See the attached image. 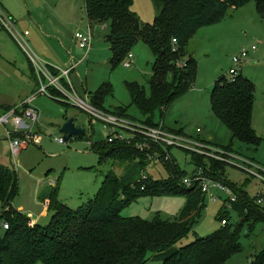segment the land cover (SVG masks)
Returning a JSON list of instances; mask_svg holds the SVG:
<instances>
[{
	"label": "rangeland",
	"instance_id": "rangeland-1",
	"mask_svg": "<svg viewBox=\"0 0 264 264\" xmlns=\"http://www.w3.org/2000/svg\"><path fill=\"white\" fill-rule=\"evenodd\" d=\"M7 1L15 7L17 13L28 12L25 0H22L23 3L21 0ZM32 2L34 5L37 4L34 0H29L30 8L33 7ZM48 2L50 7L55 8L57 15L42 4H37V7H43L36 14L42 23H45L43 20L45 17L52 19V23L58 28V39H49L48 42L39 43L37 46L32 44L29 38L32 53L47 64L50 63L47 60L58 63L63 71L76 65L77 67L70 74V79L78 97L87 104L93 106L95 93L108 85L112 88L113 95L106 98L104 108L110 113H116L119 108H124L131 123H145L151 116H145L139 107L133 104L127 83H138L144 87L148 97L151 95L149 82L153 77L156 61L151 49L144 43H138L131 52L135 58L133 66L125 68L121 63L116 67L112 63V45L106 37L109 29L101 26L93 27L90 24L84 0H48ZM132 11L144 25H153L159 14V9L152 0H134ZM58 15L61 17L60 20ZM19 28L23 32L27 29L29 33H34L31 24L26 25L25 28L21 24ZM89 28H92L94 33V42L92 50L87 55L79 47L75 35L78 32L86 33ZM46 31L56 33V30L48 28ZM253 47L257 50L252 51ZM243 51H248L249 57L236 67L233 58ZM190 56H193L197 62L195 86L172 103L165 112L161 109L157 110L153 116V123L155 125L163 123L172 131L183 129L192 140L210 141L214 147L225 149L229 154L238 157V160H232L237 164H242L243 159L250 160L253 164H255L253 159L260 161L262 155L264 156V136H262L264 134V21L260 18L255 3L250 2L243 8L232 11L217 24L199 29L190 38L181 64H184ZM33 68L31 60L0 24V103L9 104L10 101H18L23 97L28 100L36 94L39 80L38 76L35 77ZM233 68L256 85L253 128L263 140V144L257 150L240 142L232 145L230 131L212 111L211 92L222 77L231 79L230 72ZM15 81L24 86L31 84L35 92L29 93V90L24 89L21 91ZM20 102L13 104L15 105L13 107L19 106ZM31 106L39 113L35 132L42 137L41 144L29 146L15 158L11 155L8 142L1 140L6 153L0 157V167L14 170L18 174L20 192L13 204L15 209L22 211L32 222L46 227L51 222V215L47 211L46 204L41 200L42 193L59 188L61 201L76 210L95 198L110 171H114L119 176L124 175L126 171L125 166L122 168L112 161L100 165V158L95 152L94 145L107 142L112 131L105 130L103 124L93 119L87 112L50 96L37 97ZM2 113L4 112L0 110V114ZM70 119L74 120L76 127L87 131L85 139L74 137L60 144L58 141L65 138L61 126ZM198 129H201L202 133H198ZM121 134L126 140L131 138L128 132L122 131ZM231 145L233 149L228 150ZM171 154L182 170L189 174L194 172L195 167L190 162V152L172 149ZM225 164L229 167L223 174L220 172L216 176L233 183L240 189L243 188L248 197L254 198L261 189L259 182L235 166ZM254 170L256 171L255 168ZM147 176L161 182L169 179L168 171L161 160L150 165L139 178ZM217 191L212 189L210 195H206V209L202 218L176 248L189 246L198 238H207L223 227L219 217L224 210H227L228 197ZM212 196L217 199L212 200ZM185 206L186 199L182 195L144 196L125 208L122 217L152 221L159 214L163 220L174 221ZM261 208L264 209V204ZM228 211L232 223H238L236 211L231 208ZM3 233L4 231L0 230V235ZM240 244L243 248L242 252L233 255L229 264H251L264 252V222L245 225L241 232ZM148 259V264H163L151 254Z\"/></svg>",
	"mask_w": 264,
	"mask_h": 264
},
{
	"label": "trees",
	"instance_id": "trees-1",
	"mask_svg": "<svg viewBox=\"0 0 264 264\" xmlns=\"http://www.w3.org/2000/svg\"><path fill=\"white\" fill-rule=\"evenodd\" d=\"M84 1L90 24L109 29L106 37L112 45V63L116 67L124 64L140 42L153 52L156 61L149 82L151 95L148 97L138 83H127L133 104L145 116H151L144 123L149 126H158L153 123L157 110L165 112L195 86V58L190 56L181 64L192 35L202 27L223 21L250 2L255 3L264 21V0H152L159 9L153 25L142 24L132 11L134 0ZM109 95H113L112 88L103 86L95 93L93 106L108 112L104 104ZM255 103L256 85L242 74L234 82L226 77L216 82L211 92L212 111L230 131L232 145L240 142L255 150L262 145V138L253 128ZM111 114L129 119L124 108ZM175 132L186 136L183 129ZM232 145L227 149L232 150ZM94 148L100 165L112 161L125 166V174L110 171L95 198L76 210L61 201L59 188L42 193L41 200L48 201L51 215L46 227L32 224L29 217L15 209L13 204L20 192L18 174L0 167V208L10 226L0 235V264H148L150 254L163 264H229L232 256L243 250L240 238L245 225L264 222V209L255 197L251 199L243 188L216 176L226 171L227 164L190 152L195 169L205 168L210 178L235 192L238 201L232 209L239 221L232 223L230 212L224 210L219 220L226 221L225 226L178 249L176 246L194 230L206 209L202 191L188 190L183 185L190 174L172 157L171 161H162L169 174L167 181L151 176L140 179V174L150 167L145 153L120 142L95 144ZM165 195H182L186 199L185 208L174 221L163 220L159 214L152 221L122 217V211L139 198ZM251 264H264V252Z\"/></svg>",
	"mask_w": 264,
	"mask_h": 264
},
{
	"label": "built area",
	"instance_id": "built-area-1",
	"mask_svg": "<svg viewBox=\"0 0 264 264\" xmlns=\"http://www.w3.org/2000/svg\"><path fill=\"white\" fill-rule=\"evenodd\" d=\"M0 24L8 31L31 60L39 80L38 90L32 98L0 115V140L8 142L13 157L17 158L24 149H27L31 145L41 144L42 137L35 132V127L39 122V114L31 106V103L39 96H50L64 103L73 104L87 112L93 119L100 121L105 130L112 131L111 137H109L107 141L109 144L120 142L134 147L136 150L147 155L150 165H153V163L158 160L165 162L171 161L173 157L171 150L181 149L203 156L207 160L228 163L235 166L237 169L244 171L259 182L261 189L258 191L255 198L258 205L264 204L263 168L253 164L250 160L244 159L242 164H237L232 160H238L239 158L229 154L225 149L216 148L210 143H205L201 140H192L187 135L185 136L167 129L163 123L158 126H149L144 123L133 124L127 118L113 115L87 104L78 97L71 82L70 74L75 68L68 71L52 68V71L46 63L40 61L39 58L32 53L30 44L26 40L27 36H29V32L24 33L19 31L13 20L8 18L1 9ZM75 39L79 47L89 55L94 42L92 28H89L86 33H76ZM174 43H176V40H174ZM256 50V47L252 48V51ZM248 57L249 52L243 51L233 58V63L237 67L245 62ZM133 61L134 56L130 53L123 64L124 67L131 68L134 63ZM230 75V80L234 82L239 73L233 68ZM122 131L130 133L131 138L126 140L121 134ZM198 132L200 133L201 131L198 130ZM116 136H118V138H115ZM58 142L64 144L65 140L60 139ZM250 165L253 167H250ZM183 185L188 190H201L205 197L206 195H210L212 189L227 195V210L230 208L232 209V205L238 201L237 195L230 187L210 178L203 167L196 168L192 174L183 180ZM211 199L215 201L217 197L212 196ZM225 225L226 221H222V226ZM0 229L3 231L10 229L9 224L3 218L2 210H0Z\"/></svg>",
	"mask_w": 264,
	"mask_h": 264
},
{
	"label": "crops",
	"instance_id": "crops-1",
	"mask_svg": "<svg viewBox=\"0 0 264 264\" xmlns=\"http://www.w3.org/2000/svg\"><path fill=\"white\" fill-rule=\"evenodd\" d=\"M26 1V6H27V10H28V12H25L24 14H23V12H16L15 10V7H13V5H10V2L9 1H7V0H0V9H1V11L8 17V18H11L12 20H13V22H14V24H15V26L17 27V29L19 30V31H21V32H23L20 28H19V26L21 27V24L23 25V27L25 28L26 27V25H29V24H31L32 26H33V32L34 33H29V36H27V38H26V40L28 41V43L30 44L31 42L29 41V38L32 40V44L34 43V44H36L37 46H38V44L40 43H42L43 44V42H45V41H49V39H54V40H57L58 39V28H57V25L55 24V23H52V19L50 20V18L49 17H45V18H43V20H45V23H42L40 20H39V18H38V15L36 14L37 12H38V10L40 9V8H42L43 6H46L47 8H49L50 10H53L54 11V14L55 15H57V13H55V8L53 7V6H49V2H48V0H34L37 4H42L43 6H41V7H37V4L36 5H34V2H32L33 3V7H31L30 8V5H29V0H25ZM21 2L23 3V1L21 0ZM57 8V7H56ZM49 11V10H48ZM59 16V15H58ZM18 20H20V21H17V19ZM60 16H59V20H60ZM47 20H48V22H47ZM46 22H47V24H46ZM91 26V25H90ZM3 28V27H2ZM47 28L48 29H51V30H56V33L55 32H51V33H47ZM4 29V28H3ZM5 30V29H4ZM43 33H42V32ZM25 32H29L27 29H25V31H24V33ZM76 40V39H75ZM77 42V41H76ZM30 47H32L31 46V44H30ZM27 56V55H26ZM28 57V56H27ZM39 57V56H38ZM40 58V57H39ZM135 59V58H134ZM40 61H42V62H44L41 58L39 59ZM47 62L49 63V64H47L46 62H44V63H46L50 68H53V69H56V70H63L62 69V67L58 64V63H56V62H54V61H48L47 60ZM77 66L76 65H74L73 67H71L70 69H67V70H64V71H68V70H71V69H73V68H76ZM34 69V71H35V68H33ZM23 70V69H22ZM25 71V70H24ZM72 73V72H71ZM35 75V74H34ZM33 76V75H32ZM16 82L17 81H15V84H16ZM17 84H19V89L21 90V91H23V89L25 90V91H28L29 93L31 92V93H34L33 92V89H32V85L30 84H26L25 86L23 85V84H20V83H18L17 82ZM27 96V95H26ZM27 98V97H26ZM20 100H22L21 102H20ZM20 100H18V101H16V100H12V101H10V103L8 104V103H0V110L2 111V112H5L6 111V109L5 108H8V107H13V106H15V105H13V104H15V103H22L23 101H25V100H27V99H25V97H23L22 99H20ZM256 104V103H255ZM17 105V104H16ZM255 108V107H254ZM35 109V108H34ZM36 110V109H35ZM37 111V110H36ZM38 112V111H37ZM3 114V113H2ZM39 114V113H38ZM1 115V114H0ZM198 130H200L201 131V129H198ZM198 130H197V132H198ZM199 133V132H198ZM200 133H202V131L200 132ZM262 136H264V134L262 135ZM264 138V137H263ZM1 140H0V157H3L4 155H5V153H6V148L1 144ZM210 142V141H209ZM263 144V143H262ZM261 147V146H260ZM253 159V158H252ZM254 160V162H255V164L256 165H258L259 167H261V168H263L264 169V156L262 155V157L260 158V161L259 160H255V159H253ZM46 204V206L48 205V201L45 203ZM47 211H48V209H47ZM32 224H36L35 222H32Z\"/></svg>",
	"mask_w": 264,
	"mask_h": 264
},
{
	"label": "water",
	"instance_id": "water-1",
	"mask_svg": "<svg viewBox=\"0 0 264 264\" xmlns=\"http://www.w3.org/2000/svg\"><path fill=\"white\" fill-rule=\"evenodd\" d=\"M61 132L65 135V142H68L71 138L74 137L83 139L87 134V131L85 129L76 127L73 119L68 120L61 126Z\"/></svg>",
	"mask_w": 264,
	"mask_h": 264
}]
</instances>
